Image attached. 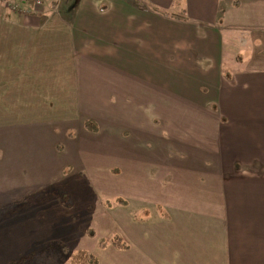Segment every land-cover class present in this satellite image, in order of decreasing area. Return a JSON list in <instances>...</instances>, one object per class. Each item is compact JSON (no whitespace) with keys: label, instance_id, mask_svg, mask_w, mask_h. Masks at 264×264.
<instances>
[{"label":"crops","instance_id":"obj_1","mask_svg":"<svg viewBox=\"0 0 264 264\" xmlns=\"http://www.w3.org/2000/svg\"><path fill=\"white\" fill-rule=\"evenodd\" d=\"M222 30L250 43L246 68L229 76L216 66ZM194 76L214 81L218 117L195 108L211 102L190 93ZM82 106L139 107L134 120L150 126L137 129L143 151L123 148L137 185L133 197L124 186L121 206L128 249L108 243L103 254L118 264H264V0H44L30 14L0 0V202L52 166V148L90 141L83 113L111 122ZM182 114L202 117L192 146L156 147L145 130ZM130 124L124 138L136 133ZM36 207L0 219V264L57 239Z\"/></svg>","mask_w":264,"mask_h":264},{"label":"rangeland","instance_id":"obj_2","mask_svg":"<svg viewBox=\"0 0 264 264\" xmlns=\"http://www.w3.org/2000/svg\"><path fill=\"white\" fill-rule=\"evenodd\" d=\"M246 36L245 33L239 31L234 32L232 36L229 34L227 36L224 32L223 39L226 42L223 43L221 59L216 57V66L219 65L223 68L226 76H229V73L242 72L248 64L250 43L240 42L242 39H248ZM126 58L129 56L127 55ZM213 86L214 81L206 82L204 86V82L199 81L196 77L192 82L190 93L199 102H211L209 105L195 108H198L203 114L210 109L211 115H215L213 117L216 118L218 117V107L213 101L216 94ZM79 91L82 95L83 92L80 88L72 92L74 99L78 100ZM114 108L115 111L112 107H80L81 110L90 113H93L91 111L94 110L97 114L108 116L111 122H108L106 117L98 115V117L91 118L82 112L80 122H89L88 128L85 125H82V128L85 127L84 131L88 132L85 134L91 136L88 137L90 141L82 142V144L77 141L73 150L68 151L64 145L59 149L52 148V166L35 170L34 177L12 187L11 194H9L10 199L7 200L3 197L0 202V219L13 217L24 210L38 206L34 210L41 211L42 209L46 213L45 221L51 237L62 238V241L68 244H77L73 246L82 247V250L88 251L96 259L97 264H118L112 260V251L103 254L102 249L103 246L111 243L113 238L123 237L125 224L126 227L128 226L127 219L124 220L125 208L121 207L125 202L124 186H128L127 190L132 186L127 191L130 197L134 196L137 188L136 178L130 175L132 170L123 168L124 160H126L123 148L125 144L131 143L137 146V151L140 149L143 151L140 144L145 140V137L139 135L140 131L137 129L150 126L147 122H140L142 121L141 116L138 121L134 120L141 112L139 107H126L129 108L128 110L122 107ZM163 109H167V107H163ZM110 115L115 118V122ZM180 118L182 120L177 122L169 117L168 119L173 123L171 121L157 122L155 129L145 130V132L151 133L154 136L153 144L164 151L168 149L166 146L169 143L192 146V139L195 138L193 133L199 129V125L201 127L203 124L202 117L189 115V120H187L186 115L182 114ZM206 120L204 121L208 122ZM129 122H133L128 126L136 133L134 135L129 133L124 138V134L127 132L125 124H129ZM137 124L140 126H133ZM96 126L98 127L97 133L90 132ZM186 126L189 128L186 129ZM217 128L214 130L215 133L218 132ZM67 130L70 132L69 128ZM79 136L80 133L74 137L78 138ZM67 137L66 144H72L73 140L69 136ZM82 138H86V136L82 134L78 139ZM95 139L97 142L93 144ZM126 139L127 141L123 142ZM129 161L131 163L130 157ZM124 171L130 174H124ZM258 172L264 173V170ZM27 175V171L22 172L20 179H26ZM131 208L134 209L135 205L133 204ZM57 239H53L29 254L37 256L34 258L33 264H69L63 257L56 254L55 244L62 245V242ZM65 245L63 243L62 246ZM66 247L74 253L81 251L71 249L68 245Z\"/></svg>","mask_w":264,"mask_h":264},{"label":"trees","instance_id":"obj_3","mask_svg":"<svg viewBox=\"0 0 264 264\" xmlns=\"http://www.w3.org/2000/svg\"><path fill=\"white\" fill-rule=\"evenodd\" d=\"M166 15V14H165ZM88 123L86 122V127L88 128ZM95 132V131H94ZM63 194H61L62 196ZM63 197V196H62ZM112 245L119 250H127L128 246L124 243L122 237L119 236L113 238L111 241ZM49 249V248H48ZM56 254L63 257L64 260L69 264H97L96 259L88 251H77L76 253L70 251L66 246L60 244H55ZM37 257L34 254L23 257L12 264H33L34 258Z\"/></svg>","mask_w":264,"mask_h":264},{"label":"built area","instance_id":"obj_4","mask_svg":"<svg viewBox=\"0 0 264 264\" xmlns=\"http://www.w3.org/2000/svg\"><path fill=\"white\" fill-rule=\"evenodd\" d=\"M6 8L18 14H30L39 12L44 0H4Z\"/></svg>","mask_w":264,"mask_h":264}]
</instances>
